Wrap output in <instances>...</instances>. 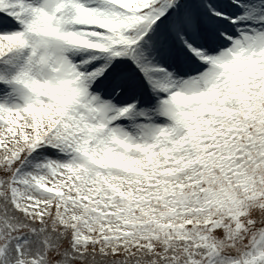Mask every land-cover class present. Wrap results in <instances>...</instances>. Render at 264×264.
<instances>
[{"label": "snow or ice", "instance_id": "snow-or-ice-1", "mask_svg": "<svg viewBox=\"0 0 264 264\" xmlns=\"http://www.w3.org/2000/svg\"><path fill=\"white\" fill-rule=\"evenodd\" d=\"M0 264H264V0H0Z\"/></svg>", "mask_w": 264, "mask_h": 264}]
</instances>
